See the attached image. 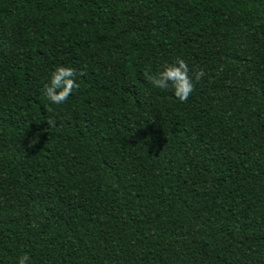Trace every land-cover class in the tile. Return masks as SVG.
I'll return each mask as SVG.
<instances>
[{"label": "trees", "instance_id": "16d2710c", "mask_svg": "<svg viewBox=\"0 0 264 264\" xmlns=\"http://www.w3.org/2000/svg\"><path fill=\"white\" fill-rule=\"evenodd\" d=\"M178 59L205 73L183 103L145 75ZM59 66L84 74L53 105ZM23 255L264 264V0H0V264Z\"/></svg>", "mask_w": 264, "mask_h": 264}, {"label": "clouds", "instance_id": "9594fccd", "mask_svg": "<svg viewBox=\"0 0 264 264\" xmlns=\"http://www.w3.org/2000/svg\"><path fill=\"white\" fill-rule=\"evenodd\" d=\"M84 72H77L72 67L59 66L50 75L49 82L44 86L43 94L47 101L53 105H62L67 101L74 89L79 88V84L75 82L74 77L83 75ZM148 82L156 89L169 90L171 89L174 96L180 102H186L194 90V81L199 82L205 75L204 71H198L189 75V70L186 62L178 59L176 64H165L163 70L155 75L145 74ZM51 107L47 111L51 112ZM49 127H54L56 122L53 119H48ZM30 258L23 255L19 258L18 264H26Z\"/></svg>", "mask_w": 264, "mask_h": 264}]
</instances>
